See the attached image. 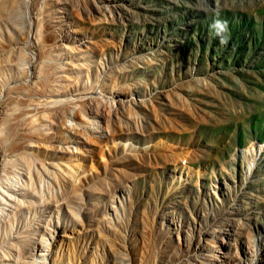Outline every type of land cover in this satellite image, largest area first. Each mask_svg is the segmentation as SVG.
I'll use <instances>...</instances> for the list:
<instances>
[{
	"label": "rangeland",
	"instance_id": "374dc122",
	"mask_svg": "<svg viewBox=\"0 0 264 264\" xmlns=\"http://www.w3.org/2000/svg\"><path fill=\"white\" fill-rule=\"evenodd\" d=\"M0 75V111L48 115L11 110L4 148L51 173L14 230L70 264H264V0H0Z\"/></svg>",
	"mask_w": 264,
	"mask_h": 264
},
{
	"label": "bare ground",
	"instance_id": "6f19581e",
	"mask_svg": "<svg viewBox=\"0 0 264 264\" xmlns=\"http://www.w3.org/2000/svg\"><path fill=\"white\" fill-rule=\"evenodd\" d=\"M25 68H26V66H23V69H25ZM60 69H61V65H59L56 68L57 71H60ZM37 70H38V68H37ZM4 75L5 74H3V77H4ZM3 77H2V79H3ZM33 78H36V79H33ZM64 78L67 79V77H64ZM38 79L40 81V77H38L37 75L35 76V73H34L33 76H28L25 79L27 81V83L29 82L27 84V86H25L24 85L25 83H23L25 88H23V86H21V87L25 90L27 87V92H30V93L35 92L38 95V98H40L39 101L42 102L41 103L42 106H47L50 103H58V102L62 101V99H57L54 101L46 102L45 98L50 96V95L41 93L42 91L44 92V90L40 91V93H37V91H35V89L33 87V85L36 82H39ZM4 82H5V80H4ZM8 82H9V79L7 80V84H8ZM4 84L6 85V82ZM36 84H37V86L39 85L38 83H36ZM40 85H41V81H40ZM4 87H6V86H4ZM42 87H41V89H42ZM57 89L54 87V88H52L51 91L58 92ZM59 90H60V88H59ZM35 93L33 95H35ZM6 94H8V93H6ZM27 94L29 95V93H27ZM11 95H12V93L9 94V96H11ZM12 96H15V94ZM23 96L25 97L26 94ZM22 97H21L22 101H21V99H18L19 102L21 101L20 103L15 102L16 101L15 99H17V98H15L14 99L15 104L13 102H10V103H13L14 105H9V104H6V105L11 106L10 109L13 111V109H17L15 107H13V106L17 105L16 103H19L18 107L20 105H22L23 103L27 104L28 102L23 101ZM99 98H102L104 101H105V99H107L106 100L107 103L110 101V98H106L102 93L99 94ZM10 100L11 99H9V101ZM26 100H28V98ZM1 102H2V100H1ZM38 103H40V102H38ZM28 105H30V104H27V106H26L27 108L25 107V105L21 106V108H23V107L26 108V109L24 108L25 111H23L24 109L23 110L20 108H18V109L22 110L23 111L22 113L30 114V116H31V118H33V120H34V118L36 119V121L34 120V122H32L33 120L30 121V118H27V120L29 122H32L31 124H33L32 126H30L31 124L28 125L29 127H31V129L30 128L29 129L32 131L33 130L40 131V130H43L44 128H46L48 126V122H47L48 121L47 120L48 115L46 113L45 114L47 116L44 115L43 113H41V114L40 113H38V114L30 113V112H32V110L34 108H32V106H28ZM108 106H109V104H108ZM2 107L4 108V105ZM35 107L37 108L38 106H35ZM43 109H41V110H43ZM6 110H7V112L0 111V264H70L69 262H67V261L64 262L62 260V255L59 252L56 253V251H54V242H55L54 241V235H53L54 229L50 228V227L48 228L47 224H43V225L42 224H36L34 226H29L30 228L25 229L23 227L24 229H21L22 228L21 227L19 229L14 230V225H16L14 223H16L18 213L21 212V210L24 207H31V206L33 207V206L39 205L40 204L39 199H43V198H41V195L39 196V194H36V191H35L34 186H33L34 184L32 185V176L37 175L36 179L40 180L42 178V174H44V176H45L44 178H49L51 176V173L48 170V168L43 164V162L31 161V159H29L28 157H25L22 152L14 150L15 148L14 149L12 148V150H10L11 149L10 147H9L10 148L9 150H6L4 148V146L7 142L6 141L7 138H9V137H7L9 135H7V134L9 132L11 133L14 131L13 130V126L15 123L14 121H16V119H17V121H18V119L20 120L19 116L22 115V113L19 112L20 114L18 115V118L16 115V119H15L14 115H13V118H12V116H10L12 111L10 110V112H9L7 108H6ZM35 111H33V112H35ZM33 115H35V116H33ZM38 120H39V122H38ZM18 123H15V125H17ZM11 135H12V133H11ZM11 137H13V136H11ZM28 145H30V144H28ZM15 163H16V165L17 164H19V165H17V167H15L14 166ZM33 172H35L36 174H34ZM26 198H31V199L26 200ZM36 200L38 201V203ZM43 202H42V204H43ZM112 255H113V258L117 262L124 263L125 259L123 258V256H121L120 253L113 252Z\"/></svg>",
	"mask_w": 264,
	"mask_h": 264
},
{
	"label": "clouds",
	"instance_id": "9594fccd",
	"mask_svg": "<svg viewBox=\"0 0 264 264\" xmlns=\"http://www.w3.org/2000/svg\"><path fill=\"white\" fill-rule=\"evenodd\" d=\"M225 30V27L223 25L218 24V34L219 32H223Z\"/></svg>",
	"mask_w": 264,
	"mask_h": 264
}]
</instances>
